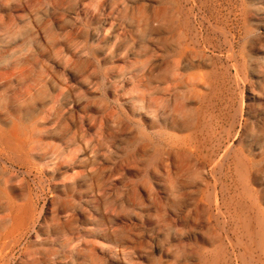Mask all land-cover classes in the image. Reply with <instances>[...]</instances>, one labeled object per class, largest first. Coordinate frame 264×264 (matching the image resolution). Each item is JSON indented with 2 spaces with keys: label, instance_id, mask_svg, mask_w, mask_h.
Returning a JSON list of instances; mask_svg holds the SVG:
<instances>
[{
  "label": "rangeland",
  "instance_id": "obj_1",
  "mask_svg": "<svg viewBox=\"0 0 264 264\" xmlns=\"http://www.w3.org/2000/svg\"><path fill=\"white\" fill-rule=\"evenodd\" d=\"M0 264H264V0H0Z\"/></svg>",
  "mask_w": 264,
  "mask_h": 264
}]
</instances>
